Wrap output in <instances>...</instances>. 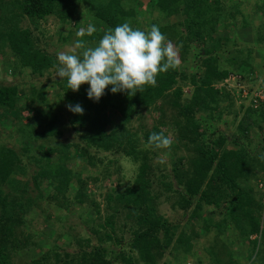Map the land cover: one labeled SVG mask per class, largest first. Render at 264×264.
I'll use <instances>...</instances> for the list:
<instances>
[{
    "label": "trees",
    "instance_id": "1",
    "mask_svg": "<svg viewBox=\"0 0 264 264\" xmlns=\"http://www.w3.org/2000/svg\"><path fill=\"white\" fill-rule=\"evenodd\" d=\"M49 21L58 47L85 42L77 54L124 22L155 24L181 63L142 92L114 94L109 85L96 102L88 84L73 91L57 75V52L39 35ZM89 24L96 33L77 37ZM0 62L29 86L0 80V264H184L202 263L201 253L207 264H264V108L237 107L219 86L232 70L248 80L262 74L264 0H0ZM66 119L75 138L63 139ZM154 132L171 147L149 145ZM124 159L135 174L119 176L98 200L90 185L115 177L112 164L121 175ZM75 160L91 173L74 171ZM229 231L241 246L235 254Z\"/></svg>",
    "mask_w": 264,
    "mask_h": 264
},
{
    "label": "clouds",
    "instance_id": "2",
    "mask_svg": "<svg viewBox=\"0 0 264 264\" xmlns=\"http://www.w3.org/2000/svg\"><path fill=\"white\" fill-rule=\"evenodd\" d=\"M96 31V27L89 24L86 29L77 31L76 36L91 37ZM84 46L85 42L77 39L70 51L57 53V75L66 78L69 89L73 91H79L82 84H88L87 96L96 102L105 95L109 85L114 94L142 92L145 86L156 85L160 73L175 70L181 63L176 46L155 24L150 30H142L124 22L106 31L95 47L77 54L76 49ZM247 91L245 96L243 92H238L249 102L245 104L257 110L264 108V102L256 98L252 88ZM68 109L75 114L84 113L80 104H69ZM172 143V139L163 132H154L148 139V144L157 149H168ZM157 162L164 164L165 160L159 159Z\"/></svg>",
    "mask_w": 264,
    "mask_h": 264
},
{
    "label": "rangeland",
    "instance_id": "3",
    "mask_svg": "<svg viewBox=\"0 0 264 264\" xmlns=\"http://www.w3.org/2000/svg\"><path fill=\"white\" fill-rule=\"evenodd\" d=\"M252 0H245V2L247 3H250ZM149 19H151V16L148 17ZM27 24H29L27 22ZM39 32H44L43 35L39 34L40 35V38L42 40L41 42V45L44 46L46 49H54L55 52H60V51H67V50H71L69 47H72L74 46V44H69L71 46H65V45H62L61 47H58L59 43L57 41V39H51V35L52 34H56V24L53 22V21H49V24L48 25H44L42 24L41 27H40V31ZM38 34V32H36ZM228 32H220L218 35H227ZM64 34H67V32L65 31ZM233 43L230 42L229 45L226 47L227 48H231V45ZM177 51V49H176ZM202 51V49L200 50ZM25 79H28V76H25V75H22L20 73H13L11 70H5L0 62V80L2 82H5L7 84H12V83H15L17 85H19L20 88H29L28 86V83H24V82H21L22 80ZM34 81L36 82H40V83H47V79L45 77H37L36 79H34ZM49 84V82H48ZM50 92L54 91V89H56L57 87L55 86L54 83H50ZM219 86H223L225 88H227V90L231 91L232 94H234L235 96V103L237 105V107H239L242 103L245 104V102L249 103L248 101H245L246 99L244 98V96L246 95V93L248 92L247 90L248 89H251L256 93H260V92H264V70H262V74H253L251 79L248 80V79H243L241 78V76L239 74H237L236 72H234L233 70L231 71L230 75H229V78L226 79L225 81H223L222 83H220ZM186 91L188 92V88H186ZM239 91L243 92L244 96L243 95H239ZM254 94V93H253ZM156 115V114H155ZM150 116H152L151 114H149L147 116V123L150 124L151 121L153 120L152 118H150ZM65 126H67L68 128L67 129H64V135H63V139H69V138H75L76 137V131L73 129V127L70 125L69 121L66 119V122H65ZM5 135V134H4ZM2 135L3 139L6 141V143L10 146H13L15 144V140L13 141V139L11 138H8L7 135ZM108 153H105V152H100V155L102 156H108L107 155ZM75 163L74 166L72 167L74 169V171L76 172H79L81 173L83 176H85L86 174H90L92 170L88 169V167L85 165V163L83 162H80V161H77L75 160ZM29 164V170L30 172L33 174L36 172V169L38 168L36 166V164L33 162H30L28 163ZM135 168L136 166L132 165L130 163V161H127V160H122V174L121 175H118L120 171L119 168H117L116 164H112V168L111 170L114 172V175L115 177H112V178H107L105 180H102L100 181L97 185H100V186H103L101 189H97V185H94V184H91L90 185V188L92 191H95L96 194H97V199L98 200H102V197H100L99 195L101 194L100 192H102L103 190L106 191L107 189L113 187L116 185L117 183V178L119 176H123L124 177V180L126 179H129L130 177H132L135 173ZM96 172V171H95ZM260 186V189L263 190L264 189V186L263 184H259ZM163 209L167 211V213H169L171 218L174 216H177V214L175 215L174 212L172 210H170V205L169 203H165L163 205ZM50 207L49 205L47 206V208ZM102 208H103V205H102ZM89 207L87 206H84L82 207V211L86 212V211H89ZM104 211V210H103ZM75 212V210L73 211ZM76 221V217H74V214L73 216L69 219L68 223L71 224L72 226L74 225V222ZM75 227L73 230H71V232H75ZM46 231L45 229V224L42 225L40 227V231H38L39 233L43 234L44 232ZM226 236L232 240L230 243H229V249L233 252V254H235L237 251V248H241L240 246V243H239V240L237 238L236 235H233L231 234V231L227 232L226 233ZM64 239H67V236L64 235L63 236ZM44 242L47 243L48 245L50 246H53V239L52 238H44ZM233 242V243H232ZM201 244V243H200ZM59 245L63 246V247H67V248H70V249H73L72 246L66 244L65 242H59ZM247 244L243 245V255L246 256L247 254ZM220 249V247H219ZM23 252H21L20 254H22ZM202 258V263H199L195 258H188L184 264H207L209 258H208V255L205 254V253H201L200 255V259ZM29 259V258H28ZM15 262L17 263L18 260L16 258H14ZM17 260V261H16ZM139 264H144L143 262H140ZM174 264H177V263H174Z\"/></svg>",
    "mask_w": 264,
    "mask_h": 264
},
{
    "label": "built area",
    "instance_id": "4",
    "mask_svg": "<svg viewBox=\"0 0 264 264\" xmlns=\"http://www.w3.org/2000/svg\"><path fill=\"white\" fill-rule=\"evenodd\" d=\"M256 98L260 99L264 102V92H260V93L256 94Z\"/></svg>",
    "mask_w": 264,
    "mask_h": 264
}]
</instances>
